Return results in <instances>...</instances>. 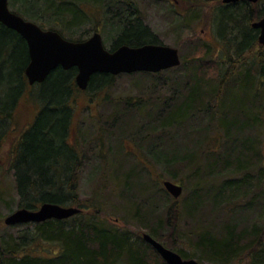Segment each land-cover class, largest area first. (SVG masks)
I'll return each instance as SVG.
<instances>
[{
    "label": "trees",
    "instance_id": "16d2710c",
    "mask_svg": "<svg viewBox=\"0 0 264 264\" xmlns=\"http://www.w3.org/2000/svg\"><path fill=\"white\" fill-rule=\"evenodd\" d=\"M87 3L100 8L98 14L102 20L103 17L106 18V15L110 17L106 23L105 20L103 22L106 26L105 30L110 25V35L113 36L110 51L125 45L140 47L147 44H162L144 24L141 13L130 0H11L10 2L17 8L16 13L26 20L36 23L43 30L58 31L65 39L74 42L89 39L69 32H76L83 25L86 17L92 18L86 16L80 9L82 4ZM238 3L241 5L222 3L223 6L221 5L217 12L212 13L221 23L218 30L220 37L222 39L231 37L223 55L235 52L236 48L238 53L240 51L237 63H241L242 60L251 61L250 64L256 69L260 68L259 73L262 71L264 76L262 52L264 47L259 44L258 31L252 27L253 23L264 18V0H260L257 4L247 1ZM44 20L47 21L44 22ZM233 42H237L236 47L233 46ZM257 49H260L259 52ZM228 61L230 66L226 68L227 70L225 69L226 76L220 72V83L218 79L217 82L208 78L198 80L193 72L188 82L205 86L200 102L194 101L195 98H192V95L186 96L180 92L174 105L170 102L165 106L158 104L157 114L154 115L156 122L153 124L149 122L145 126H150L151 132L153 129L157 132H166L173 125L180 126L186 119L199 116L201 123L198 127L203 126L204 135L207 136L209 132L206 131L216 126L223 132L225 143L230 139V135H245L247 131H252V137H236L238 144L244 147V151L238 156H225L221 160L215 159L212 163L211 153L214 152H210L208 150L210 148L204 146L210 152L208 159L205 158V160L210 161L211 169L208 168L210 170L208 174L211 177L208 175L207 178L200 177L198 180L201 181L200 183L208 182L209 178L211 181L215 175L216 177L220 175L222 180L225 174L223 171L232 159V165H229L226 170L239 176L228 178L223 183L220 181V187L213 185L207 192L208 197L194 190L185 204L180 205L174 202L169 206L166 220L155 219L152 225L151 217L144 216L140 219L146 221V225H152L151 229H147L148 234L184 259H194L198 262L209 261L213 264H264V140L260 141L255 137L263 116L259 117L257 114L251 119H245L246 113L239 110L241 106H236L228 113L223 111L225 109L222 102V98H227L230 94L229 86L249 90L248 86L251 84V90L257 91L263 98L259 106H262L264 115V88L261 87L264 82L258 76L251 77L249 71L247 73L245 70L240 71L231 57L219 61L218 64L222 66V62ZM28 64L26 41L14 30L0 23V90L7 87L10 91L8 94L10 97L7 99L11 98L10 105L3 110L0 109L2 116L11 117V104H15L17 96L26 88L28 81L25 68ZM193 68L195 69L194 66ZM76 73L75 68L69 71L58 68L40 85L42 91H47L45 100L47 106L36 117L34 125L24 133L21 143L19 142V148L16 152L14 151L13 156L12 168L15 170L20 199L19 209L34 210L44 203L62 206L80 204L78 187L81 156L67 142L72 115V108L68 107L67 100L74 91L71 79ZM187 73H191V70ZM113 79L114 76L110 74H95L91 78L89 88L97 90L111 84ZM141 102L134 104V107H139ZM216 122H219L220 127ZM141 125V132H143L145 127ZM137 130L139 131V128ZM192 138H195L192 150L197 152L200 149L198 148L200 139L197 136ZM252 142L256 143V147H254L255 144L252 146ZM153 144L155 146L149 147L147 151L156 165L165 164L166 168L171 166L174 169L187 166L188 169L196 168V171L201 169L197 168L198 164L192 165L188 162L191 156L186 150L182 153L172 147L174 144L166 145L161 141ZM200 151L205 157L206 150ZM197 174L198 172L192 176L197 177ZM208 201L214 205L213 210L217 209L215 216L223 212L230 217L233 215L231 218L235 221L239 212L246 213L241 216V219L238 218L245 226L240 229L238 222V224L236 222L231 224L230 221L226 224L221 223L220 234L203 231L198 227L200 231L192 229L187 237H180L187 245V249L179 248V216L182 210L188 212L192 220H195ZM193 203L196 205L190 208ZM98 212L97 210L87 215L82 211L67 220H49L30 224L29 227L25 226L26 228L18 232L12 242L0 237V264H167L141 237L137 238V241L141 242L138 244L128 230L108 226ZM155 212L156 210L152 212L153 215ZM45 243L52 249L41 252L40 247ZM144 245L153 251L154 257L147 255Z\"/></svg>",
    "mask_w": 264,
    "mask_h": 264
},
{
    "label": "rangeland",
    "instance_id": "374dc122",
    "mask_svg": "<svg viewBox=\"0 0 264 264\" xmlns=\"http://www.w3.org/2000/svg\"><path fill=\"white\" fill-rule=\"evenodd\" d=\"M130 1L136 6L144 24L156 35L160 43L178 48L182 63L176 68L157 74L146 72L120 74L114 76L111 84L104 85L97 90L89 88L87 91L78 88L75 83L76 73L71 79L74 91L67 100L68 107L72 108L67 142L71 148L77 150L82 162L78 187L80 204H74V207L81 208L87 215L98 210V214L102 219H105L108 226L128 230L131 237L137 241L138 237L143 239V234L148 233L147 229H151L155 219L166 220L169 206L174 202H178L180 205L185 204L186 199L194 190H198L202 196L208 197L207 192L213 185L220 187V181L223 183L228 178L239 176L226 170L229 165H232V159L223 171L225 174L222 176V180H220V175L219 177L215 175L211 181L210 178L205 183L198 181L200 177L207 178V175L211 177L208 174L210 161L205 160V158L208 159L210 152H214L211 153L212 163L215 162V159L221 160L225 156H238L244 151V147L238 144L236 137H252L253 133L247 131L245 135H230V139L225 143L223 132L216 126L212 130L206 131L209 132L207 136L204 135L203 126L198 127L201 123L199 116L194 119H186L180 126H169L171 129L166 132H157L154 129L151 132L152 128L145 124L156 122L154 115L157 114V105L165 106L168 102L174 105L173 103L177 100L180 92L186 96L192 95V98H195L194 101L200 102L205 86L200 83L196 84V82L189 83L190 77L195 72L198 80L208 78L217 82L218 79L220 83V72L226 76L225 69H228L230 62H222V66L218 63L227 57H231L240 71L245 70L246 73L249 71L251 77L258 76L264 82V76L262 71L259 73L260 68L256 69L250 64L251 61L242 60L241 63H237L240 51L238 53L236 48L235 52L223 55L231 37L228 36L226 38L228 40L220 37L218 30L221 23L212 14L213 11L217 12L221 5L223 6V0H213L212 2L206 0ZM10 2L11 0H9V4ZM239 4L241 5L238 3L233 6ZM10 9L17 12V8L11 4ZM80 9L86 16L92 18L86 17L83 20V25L76 32H69L84 39L90 38L95 32H100L106 48L110 50L113 36L110 35V25L105 30L106 26L103 23L104 20L106 23L109 15H106V18L103 17L102 20L98 14L100 8L92 3L82 4ZM46 21L44 20V22ZM233 43V46L236 47L237 42ZM257 50L259 52L260 49ZM262 52L264 54V50ZM190 70L191 73L188 74L187 71ZM249 85V90L229 86V96L222 98L225 110L221 106L220 108L229 113L236 106H241L239 110L246 113L245 119H251L257 114L259 117L263 116L262 123L258 125V130L255 133L257 140L263 141L264 115L262 106H259L263 98L257 91L251 90L252 86ZM244 86L246 87L245 84ZM261 87L264 88V84ZM41 88L42 86L39 84L30 86L26 82V88L17 96L15 104H11V117L2 116L0 113V237L8 239L10 242L18 235V232L30 225L7 226L5 219L19 209L20 199L15 170L12 168L13 156L19 148V142L21 143L24 133L34 125L36 117L47 106L45 102L47 91H42ZM9 92L7 87L0 90L1 110L11 103V98L7 99L10 97L8 96ZM139 102L142 104L139 107H134V104ZM126 107L127 109L132 108V110H127ZM218 123L216 122L217 125ZM141 124L145 127L143 132H141ZM218 127L220 126L218 125ZM138 128L141 133L137 130ZM194 136L200 139L198 143L200 149L197 152L192 150L195 139L192 137ZM147 141L148 144L145 145ZM160 141L166 145L174 144L172 147L182 153L184 150L189 152L191 160L188 162L192 165L198 164L197 168L201 169L196 171V168L188 169L187 166L174 169L171 166L166 168L165 164L156 165L147 150L149 147L155 146L153 143ZM252 144V146L255 144L254 147H256L255 142ZM204 146H208L210 152ZM201 149L206 150L205 157H203ZM196 172H198V178L195 175L192 176ZM166 180L183 187L184 192L179 199H175L167 192L163 185ZM180 205L179 208H181ZM195 205L191 204L190 208ZM213 206L208 201L195 220H192L188 212L182 210V216H179V248L187 249V245L180 237H187L192 229L198 230L200 227L203 231L220 234L221 223L226 224L230 221L233 224L236 222V224L239 223L238 228L240 229L245 226L238 218L241 219V216L246 213L239 212L236 216L237 220L233 221V215L231 218L230 215L223 214V212L215 216L217 209L213 210ZM90 209L92 210L90 211ZM154 210L156 212L153 215ZM144 216L153 219L151 226L146 225V221L140 219ZM230 218L231 220H229ZM137 243L141 242L137 241ZM144 247L147 255L154 257L153 251L146 245ZM46 249L50 250L52 247L46 243L42 244L40 251L44 252ZM199 263L213 264L209 261H200Z\"/></svg>",
    "mask_w": 264,
    "mask_h": 264
},
{
    "label": "water",
    "instance_id": "95a60500",
    "mask_svg": "<svg viewBox=\"0 0 264 264\" xmlns=\"http://www.w3.org/2000/svg\"><path fill=\"white\" fill-rule=\"evenodd\" d=\"M259 0H223L224 4ZM0 23L14 30L27 43L29 64L25 76L29 85L43 84L50 74L58 68L65 71L76 69L75 83L81 90H87L95 74H133L137 72L159 73L181 65L177 48L164 44H147L140 47L122 46L114 51L105 48L103 37L95 33L88 40L74 42L65 39L58 31L43 30L32 21L24 19L10 10L9 0H0ZM259 30V44L264 46V18L253 23ZM163 185L167 192L179 199L184 189L172 181ZM82 212L74 206L44 203L37 209H18L5 219L7 226L38 224L49 220L63 221ZM143 240L151 245L167 264H200L194 259H184L180 254L168 249L144 233Z\"/></svg>",
    "mask_w": 264,
    "mask_h": 264
},
{
    "label": "flooded vegetation",
    "instance_id": "af4514ba",
    "mask_svg": "<svg viewBox=\"0 0 264 264\" xmlns=\"http://www.w3.org/2000/svg\"><path fill=\"white\" fill-rule=\"evenodd\" d=\"M239 2H246V1H239ZM248 2V1H247ZM236 3H238V2H236ZM231 4H235V3H231ZM229 5V4H228ZM256 30V29H255ZM258 31V34H259V30H257ZM89 88V87H88ZM88 90V89H87ZM86 90V91H87Z\"/></svg>",
    "mask_w": 264,
    "mask_h": 264
}]
</instances>
